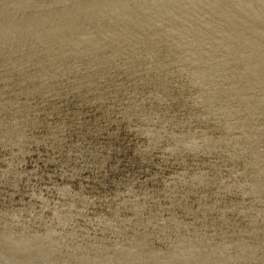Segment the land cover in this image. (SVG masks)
Returning a JSON list of instances; mask_svg holds the SVG:
<instances>
[{"label": "water", "instance_id": "water-1", "mask_svg": "<svg viewBox=\"0 0 264 264\" xmlns=\"http://www.w3.org/2000/svg\"><path fill=\"white\" fill-rule=\"evenodd\" d=\"M197 5L91 0L22 31L9 25L15 16L0 11V264H264V162L253 159L249 176L247 154L228 172L220 166L200 172L181 155L164 166L154 147L150 166L128 146L136 130L124 126L114 142L111 128L99 120L106 116L89 118L60 95V109L53 106L60 115L56 134L41 112L46 90L15 70L18 61H63L66 53L98 48L114 36L128 39L136 29L172 32L181 28L165 27L188 21L214 23L205 28H222L218 19L264 21V0ZM10 13L20 17L23 10ZM185 34L171 33L167 46L154 44L133 56L150 50L161 54V66H182L169 42ZM133 76L129 87L137 88ZM112 86L119 87L110 83L107 97ZM72 108L75 121L61 116Z\"/></svg>", "mask_w": 264, "mask_h": 264}, {"label": "bare ground", "instance_id": "bare-ground-1", "mask_svg": "<svg viewBox=\"0 0 264 264\" xmlns=\"http://www.w3.org/2000/svg\"><path fill=\"white\" fill-rule=\"evenodd\" d=\"M89 1L0 0V11L5 12L2 14L8 19L15 16L9 25L22 26L17 28L22 31L41 27ZM192 3L195 7L197 0H188V4ZM13 9L23 10V14L20 17L12 15L10 12ZM216 22L222 30L232 28L240 35L250 36L254 45L250 50L252 55L244 52L240 57L238 51L231 49L223 56H211L207 50L201 49L207 55L194 58L198 51L193 53L190 50L186 52L188 58H181L182 66L172 62L171 65L164 64V67L156 60L161 59V54L151 55L150 50L141 58L133 56L154 44L167 46L165 40L171 33L188 34L196 28L214 25L201 20L165 27L181 28L172 32L157 31L154 27L136 29L129 31L128 39L114 36L105 39L98 48L82 46L66 53L63 61L54 63L47 58L36 63L18 61L19 66L15 70L24 80L33 85L40 84L46 90L45 96L39 100L41 112L48 120V127L56 134L60 133V115L53 112V106L58 104L56 98L60 95L64 103L70 100L72 107H79L89 118L100 117V114L106 116L103 120L97 118L111 128L114 142L119 139L124 126L136 130L140 135L133 132L128 146L150 166L153 165L151 156L154 147H157V157L164 166H169L181 155L186 160L193 159L194 167L200 172L214 166L228 172L247 154L244 173L249 176L253 159L264 162V21L250 23L240 19H218ZM184 36L182 39L186 40L190 37ZM246 45L250 46L249 43ZM166 50L170 52L168 48ZM176 51L174 57L178 58L179 51ZM198 58L202 59L197 62ZM131 69L136 72L135 76H139V79L133 76L138 79L136 87L142 82V89L129 87ZM106 76L109 78L104 81ZM57 78L61 80L55 81ZM110 83L119 87L107 88V97L105 88ZM155 92L162 93L156 95ZM29 95L35 96L34 93ZM12 104L18 107L16 103ZM60 107L57 105L56 108L59 110ZM61 116L69 117L70 121L76 120L73 108L72 113L65 112ZM144 134L146 136L142 137Z\"/></svg>", "mask_w": 264, "mask_h": 264}, {"label": "rangeland", "instance_id": "rangeland-1", "mask_svg": "<svg viewBox=\"0 0 264 264\" xmlns=\"http://www.w3.org/2000/svg\"><path fill=\"white\" fill-rule=\"evenodd\" d=\"M207 29V30H206ZM211 30V31H209V30ZM225 30V31H224ZM197 31H199V32H197ZM197 32V33H196ZM211 33V35H210V33ZM229 33V35H230V37H229V35H227L228 33ZM235 30H231V29H221V28H205V30L204 29H199V30H196L195 32H194V34H189V36H188V34H186L184 37H189L187 40H186V38L184 39H182L181 38V40L180 41H177L176 39V37L175 38H171L170 39V42H169V44H172V47H173V45H177V47L176 46H174L172 49H173V51L176 53L177 51H176V49L179 51V53H184L185 54V56H187V54H186V52H190V50H191V52H193V53H195V50H197L198 51V54L194 57V58H197V57H202L203 55H207V54H204L203 53V51L201 50V49H204L203 47H202V41H203V39H204V47H206L207 49H208V54H210L211 56H223L225 53H226V51L227 50H231V49H233L234 51H238V54H240V57L242 56L241 54H243L244 52V54H247V55H252V52L250 51L253 47H254V45L253 44H251V43H253V40H251L252 38H250V36H245V34L244 33H241L242 35H240L238 32H235ZM200 33V34H199ZM204 35H203V34ZM214 33V34H213ZM217 33V34H216ZM226 33V34H225ZM220 34H221V36H220ZM239 34V35H238ZM202 36V37H201ZM218 36V37H217ZM220 36V37H219ZM193 37H194V39H193ZM221 37H223L222 39H220ZM235 37H236V39H235ZM195 38H197V39H195ZM233 38V39H232ZM244 38H246L245 40H243ZM250 38V41L251 42H249V39ZM173 40V41H172ZM185 40H186V42H185ZM200 40V41H199ZM208 40V41H207ZM174 41H175V43H174ZM198 41V42H197ZM237 41H240L241 42V44L239 43V42H237ZM247 41H248V43H249V45L250 46H248V45H246V44H248L247 43ZM173 42V43H172ZM177 42V43H176ZM210 42V43H209ZM246 42V44H243V43H245ZM252 45H253V47H252ZM248 48V49H247ZM180 49H181V51H180ZM186 50V51H185ZM253 51V50H252ZM247 52V53H246ZM180 54V58H183V59H185L186 57L185 56H183V54ZM187 58H188V56H187ZM190 58V57H189ZM194 58H190V59H194ZM214 58V57H213ZM202 58H198L196 61L197 62H199V60H201ZM215 60H216V58H214ZM225 59V58H224ZM158 62H159V59H156ZM163 60V59H162ZM209 60H210V58H209ZM165 61H167V60H165ZM183 61V60H182ZM195 61V62H196ZM217 61V60H216ZM169 65V64H168ZM135 71H133L132 72V74L135 76ZM135 78H138V74H136V76H135ZM139 79V78H138ZM138 79H134L135 81H134V86H136L137 85V82H138ZM171 79V78H170ZM140 80H141V78H140ZM139 80V81H140ZM142 81V80H141ZM136 82V83H135ZM161 82H162V79H161ZM163 82H164V80H163ZM162 82V83H163ZM169 83V85H171V83L170 82H168ZM133 84V83H132ZM142 82H139L138 83V85H139V87L137 86V88L138 89H142ZM164 85V84H163ZM150 87H151V85H149ZM171 88V87H170ZM162 89V88H161ZM157 91V90H156ZM159 91V90H158ZM161 91V90H160ZM155 93H157L156 95H158V94H161L160 92H155Z\"/></svg>", "mask_w": 264, "mask_h": 264}]
</instances>
